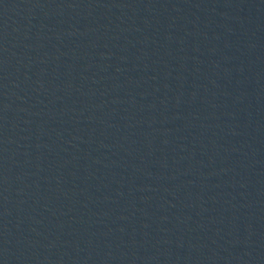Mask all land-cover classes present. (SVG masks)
<instances>
[{"label": "water", "instance_id": "1", "mask_svg": "<svg viewBox=\"0 0 264 264\" xmlns=\"http://www.w3.org/2000/svg\"><path fill=\"white\" fill-rule=\"evenodd\" d=\"M0 264H264V0H0Z\"/></svg>", "mask_w": 264, "mask_h": 264}]
</instances>
